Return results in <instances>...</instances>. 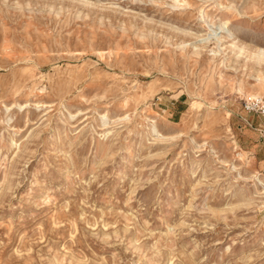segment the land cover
Listing matches in <instances>:
<instances>
[{
    "label": "rangeland",
    "instance_id": "rangeland-1",
    "mask_svg": "<svg viewBox=\"0 0 264 264\" xmlns=\"http://www.w3.org/2000/svg\"><path fill=\"white\" fill-rule=\"evenodd\" d=\"M263 52L264 0H0V264H264Z\"/></svg>",
    "mask_w": 264,
    "mask_h": 264
},
{
    "label": "built area",
    "instance_id": "built-area-1",
    "mask_svg": "<svg viewBox=\"0 0 264 264\" xmlns=\"http://www.w3.org/2000/svg\"><path fill=\"white\" fill-rule=\"evenodd\" d=\"M242 108L246 112L256 113L264 116V97L263 96H248L242 99Z\"/></svg>",
    "mask_w": 264,
    "mask_h": 264
},
{
    "label": "bare ground",
    "instance_id": "bare-ground-1",
    "mask_svg": "<svg viewBox=\"0 0 264 264\" xmlns=\"http://www.w3.org/2000/svg\"><path fill=\"white\" fill-rule=\"evenodd\" d=\"M207 23V22H206ZM221 25H218L219 27L217 28L216 27V29H213L212 31H209V32H211V34L209 35V37H208V35H207V38L208 39H203V40H200V42L201 43H203L205 40H207V41H209L211 38H216V39H220L221 38V33H229V34H231V30L232 29H230V26H229V22H226V23H220ZM228 34V37L229 36H231V35H229ZM232 34H233V32H232ZM233 36H234V34H233ZM204 37V36H203ZM224 37V36H223ZM227 37V35H225V38ZM222 39V38H221ZM206 41V42H207ZM225 41V40H224ZM219 42H220V40H219ZM235 44V43H234ZM233 44V45H234ZM242 49V48H241ZM242 51V50H241ZM261 52V51H260ZM264 53V52H263ZM263 56H264V54H263ZM263 56L261 55V54H258V57H257V59L258 58H260L261 60L263 59ZM262 63V62H261Z\"/></svg>",
    "mask_w": 264,
    "mask_h": 264
}]
</instances>
